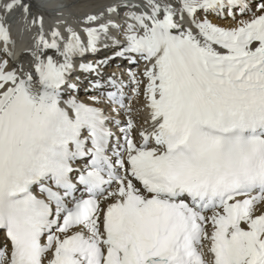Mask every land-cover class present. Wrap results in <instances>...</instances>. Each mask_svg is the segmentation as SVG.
Here are the masks:
<instances>
[{
	"label": "snow or ice",
	"instance_id": "obj_1",
	"mask_svg": "<svg viewBox=\"0 0 264 264\" xmlns=\"http://www.w3.org/2000/svg\"><path fill=\"white\" fill-rule=\"evenodd\" d=\"M85 8L0 0V264H264V0Z\"/></svg>",
	"mask_w": 264,
	"mask_h": 264
},
{
	"label": "bare ground",
	"instance_id": "obj_2",
	"mask_svg": "<svg viewBox=\"0 0 264 264\" xmlns=\"http://www.w3.org/2000/svg\"><path fill=\"white\" fill-rule=\"evenodd\" d=\"M51 2L56 3V4H60V3H70L71 0H51ZM105 2V0H85V3L87 4V8H85V10H98V8L100 6L103 5V3ZM115 2H120V0H115ZM129 2H131V0H129ZM28 43V39L27 37L23 38L21 41H19L18 43V49L20 47H24L26 44ZM103 54H100L98 57L100 56H104L107 53L109 54V52H111L110 50H106V51H102ZM97 59V58H96ZM117 60H115L113 63H115ZM105 71L109 72L111 71L110 68H106Z\"/></svg>",
	"mask_w": 264,
	"mask_h": 264
}]
</instances>
